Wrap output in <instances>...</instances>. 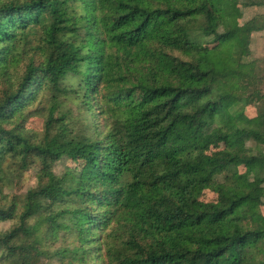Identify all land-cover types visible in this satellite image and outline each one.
<instances>
[{
  "label": "trees",
  "instance_id": "trees-1",
  "mask_svg": "<svg viewBox=\"0 0 264 264\" xmlns=\"http://www.w3.org/2000/svg\"><path fill=\"white\" fill-rule=\"evenodd\" d=\"M234 5L0 0V264H264V19Z\"/></svg>",
  "mask_w": 264,
  "mask_h": 264
},
{
  "label": "rangeland",
  "instance_id": "rangeland-1",
  "mask_svg": "<svg viewBox=\"0 0 264 264\" xmlns=\"http://www.w3.org/2000/svg\"><path fill=\"white\" fill-rule=\"evenodd\" d=\"M252 2L251 6H245L242 5H234L230 8L231 12V23L232 25L236 27H242L243 24L246 21H249L255 17H258L260 19H264V0H250ZM250 50H251V57L248 58V60L256 61L258 64L257 67L263 71L264 73V30L261 32L254 33L251 37L250 41ZM262 91L264 92V86L262 87ZM246 115L249 117L257 116L259 111L256 106H251L246 108L245 111ZM30 128L34 130H41L43 126L42 119H33L29 123ZM250 146H253V144H250ZM264 151V147L262 148ZM66 165V162L59 163L55 167L56 174H61V172L64 170ZM68 166H74L73 162H68ZM243 170V168H241ZM36 169L30 170L28 173H25L21 178L17 179L11 186L10 189L13 192H26L29 189L36 186L37 180L35 178ZM215 199V194L213 192H207L203 196L204 201H211ZM264 212V207H263ZM12 226V223H1L0 224V230H7ZM56 263V262H53Z\"/></svg>",
  "mask_w": 264,
  "mask_h": 264
}]
</instances>
